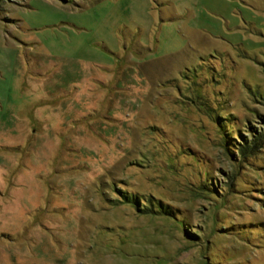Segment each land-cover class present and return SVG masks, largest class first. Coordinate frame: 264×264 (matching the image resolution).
<instances>
[{"label":"rangeland","instance_id":"1","mask_svg":"<svg viewBox=\"0 0 264 264\" xmlns=\"http://www.w3.org/2000/svg\"><path fill=\"white\" fill-rule=\"evenodd\" d=\"M262 93L264 0H0V264H264Z\"/></svg>","mask_w":264,"mask_h":264},{"label":"trees","instance_id":"2","mask_svg":"<svg viewBox=\"0 0 264 264\" xmlns=\"http://www.w3.org/2000/svg\"><path fill=\"white\" fill-rule=\"evenodd\" d=\"M259 98H260L259 101L264 105V93L260 94ZM221 118L225 120L226 117H219L217 115L215 121L216 123H218L220 129L224 131L225 124H223V122H219ZM260 123L263 132L261 129L257 130L255 127L251 125L247 126L246 130L244 131H240V132L236 131L235 135L237 142L236 145H234V148L231 149V151H229L228 142L225 138V133H223L224 134L223 147L230 157L236 160L238 155V159L246 160L248 157L254 155L259 150H261L264 144L263 118L260 119ZM235 153H237V155ZM212 176L210 177L208 175L209 178H212L211 182L213 183V186H210V184L206 186L201 182L199 186L200 193H202V191L204 190L208 192H217V188L219 187L218 181L215 177ZM114 190L117 193V199L116 198L112 199L113 201H118V203H122V204L124 203L129 204L135 207L136 210H139L141 214H147V215L158 214V215L166 216L168 218H175V215L177 214L175 209L172 208V206L169 203L163 201V199H159V198L155 199V197L152 195L146 197L140 192L132 193V192L123 191L119 187L115 188ZM186 232L188 233L187 230Z\"/></svg>","mask_w":264,"mask_h":264}]
</instances>
